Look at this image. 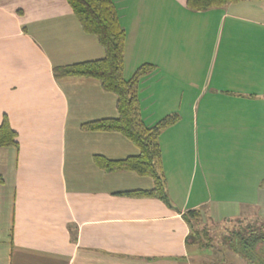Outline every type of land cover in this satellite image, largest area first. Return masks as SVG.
<instances>
[{"label": "crops", "instance_id": "1", "mask_svg": "<svg viewBox=\"0 0 264 264\" xmlns=\"http://www.w3.org/2000/svg\"><path fill=\"white\" fill-rule=\"evenodd\" d=\"M130 1L135 7L113 0L126 31L124 76L144 62L156 65L138 85L144 123L179 116L158 134L171 205L121 194L151 188L152 178L94 162L96 154L121 159L138 147L118 132L80 128L116 115L113 93L93 78L53 74L54 66L104 53L66 0H0V123L7 117L18 141L0 147V264H200L195 255L203 252H190L183 213H238L213 201L207 184L206 196L191 198L198 146L206 153L215 145L249 146L239 171L231 164L234 174L223 173L221 155L209 166L221 180L254 177V187L220 182L213 192L256 193L255 206L264 198V0L202 10L185 0Z\"/></svg>", "mask_w": 264, "mask_h": 264}, {"label": "trees", "instance_id": "2", "mask_svg": "<svg viewBox=\"0 0 264 264\" xmlns=\"http://www.w3.org/2000/svg\"><path fill=\"white\" fill-rule=\"evenodd\" d=\"M241 0H185L191 10H202ZM83 32L92 34L103 48V56L57 65L53 67L56 78L82 76L95 79L100 87L115 95L116 115L93 119L81 123L80 128L87 131L118 132L138 147V154L121 159H110L96 154L94 162L106 171L127 170L152 178L153 185L148 189H133L120 192L133 197H156L168 205L170 200L165 188V178L160 171V144L158 134L162 128L174 123L178 114H167L148 126L144 123L140 111L138 85L140 79L153 71L155 64L144 62L129 76H124V50L126 31L122 26L113 0H66ZM17 133L11 127L7 117L0 123V147L17 146ZM3 177L0 174V183ZM185 220L200 219L198 209H188L183 213ZM206 230H192L187 236L188 243L201 245ZM193 237V238H192ZM209 239L210 237L207 236ZM229 247L238 253L247 263L261 255L264 262V227L246 224L233 229L229 237Z\"/></svg>", "mask_w": 264, "mask_h": 264}, {"label": "rangeland", "instance_id": "3", "mask_svg": "<svg viewBox=\"0 0 264 264\" xmlns=\"http://www.w3.org/2000/svg\"><path fill=\"white\" fill-rule=\"evenodd\" d=\"M130 0H126V4L133 5L134 2L131 3ZM143 2V1H140ZM150 7H153L151 3ZM135 7V6H134ZM127 8V7H126ZM125 8V15L127 19H130V16L127 14V9ZM146 4H143L142 8L138 9H146ZM131 9V8H129ZM124 10V6H122V9H119V13ZM133 11V10H132ZM148 35L151 36V32L148 31ZM146 42H151L146 41ZM151 56L153 54V43L145 49ZM143 53H141L142 55ZM145 56H142L144 58ZM197 147V146H196ZM262 149L264 146H260ZM196 151L193 153V157H191L193 168H195V172L193 173V176H191L188 180V183L191 185L192 194L191 198L196 200L200 198L201 196H206L207 193L204 191V184L209 185L211 191L209 192L207 189L208 196L212 198V200H220L222 201V205H233L235 208H232L235 210L238 215H236L235 219H227L224 216H228L230 213L231 216H234V212H230L228 209H220L218 210L220 212L219 215H217L216 218L213 217L214 211H211V209L204 208L202 210V213L200 209V219L198 220H191V222H187L189 225V232L191 235V231L201 230L205 229L207 235H202L201 238V245L196 243H189L190 245V252L192 255H195L196 253L199 254L200 251L203 252L202 258L200 256L195 255L196 259L202 260L200 264H249L247 263V260H245L242 256H240L238 253H233V251L229 247V237L230 233L233 229H237L239 226H245L246 224H255L264 227V198L261 200L258 206H255L253 204V201L259 197V194L256 193H243V192H237V193H214L213 190H216L219 186L220 182L225 183H242L241 186L238 189H247L250 185L254 187L255 178L254 177H239V176H224L221 180V178L213 177L211 173V167L209 166L210 159L215 162L216 159L223 156L224 160V167L223 173H229L234 174L236 171H239L238 166H241L240 161L242 162V158L246 155V152L249 150V146L246 145H215L211 146L208 153L203 150V146H198ZM207 159V160H206ZM239 163V164H238ZM264 163L261 161V165ZM221 164V161H220ZM231 164L237 166L235 170L231 169ZM208 165V166H207ZM200 167H202V171L200 170ZM227 168H230L227 169ZM221 170V169H220ZM219 170V172H221ZM218 172V171H216ZM249 176V175H246ZM260 197H264V194H260ZM235 199V201L231 199ZM241 199L242 202H244L243 206L244 208L237 209L236 205H238V200ZM233 202V203H232ZM231 210V208H230ZM210 214V217H208ZM213 214V215H212ZM224 214V216H222ZM208 217V218H207ZM213 217V218H212ZM207 236L210 238L208 239ZM193 238V237H192ZM206 251H204V249ZM206 252V253H204ZM193 256V258L195 259ZM261 255H255V259H253L251 262L254 264H264Z\"/></svg>", "mask_w": 264, "mask_h": 264}]
</instances>
